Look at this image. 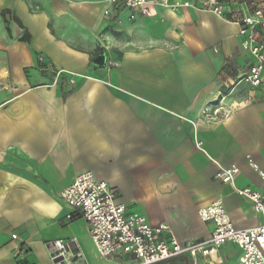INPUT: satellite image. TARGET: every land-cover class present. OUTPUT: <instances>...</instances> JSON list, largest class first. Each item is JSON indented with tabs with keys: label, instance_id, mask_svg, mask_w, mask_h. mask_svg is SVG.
<instances>
[{
	"label": "crops",
	"instance_id": "crops-1",
	"mask_svg": "<svg viewBox=\"0 0 264 264\" xmlns=\"http://www.w3.org/2000/svg\"><path fill=\"white\" fill-rule=\"evenodd\" d=\"M224 2L226 18L153 6L131 20L108 0H0V264H52L56 240L73 241L72 264L136 263L102 259L61 199L84 171L182 246L211 238L199 210L216 201L237 229L264 223L235 190L264 189L251 164L264 172V79L245 81L255 60L231 22L264 0ZM217 107L229 119H210ZM220 168L238 169L234 187L216 178ZM199 264H242L241 250L229 243Z\"/></svg>",
	"mask_w": 264,
	"mask_h": 264
},
{
	"label": "built area",
	"instance_id": "built-area-1",
	"mask_svg": "<svg viewBox=\"0 0 264 264\" xmlns=\"http://www.w3.org/2000/svg\"><path fill=\"white\" fill-rule=\"evenodd\" d=\"M111 7L121 6L129 9L131 20L138 11L146 18L153 15L150 7L159 6L173 12L180 10H197L226 18L224 0H108ZM112 8L105 11L108 16ZM239 27L238 37L243 51L254 57L245 76V81L253 88L263 84L264 79V5L249 10L237 20H232ZM216 53L218 49L214 50ZM46 70L51 69L50 63L39 58ZM62 72L55 73V82ZM73 82V81H72ZM230 110L217 107L210 119L227 120ZM195 148L205 154L204 143L195 139ZM253 169L259 172L264 181V172L251 162ZM238 169L220 168L216 174L218 180L234 187V177ZM241 198L252 204L256 213L264 217V189L254 190L251 187L236 188ZM61 199L71 208L80 211L88 223L89 235L104 260L115 255L131 256L135 264H160L178 257H188L193 264L201 260L212 263V258L226 244H234L241 250L242 264H264V223L248 228L237 229L222 201H216L199 210V217L204 223H210L214 230L210 239L201 242L180 245L169 225L162 223L151 225L142 215L129 214L125 204L116 202V194L110 186L100 181L91 171L81 172L75 181L60 192ZM14 239H17L14 237ZM71 242L56 240L48 245L52 264H72L75 255L71 254ZM21 253L26 250L19 248Z\"/></svg>",
	"mask_w": 264,
	"mask_h": 264
},
{
	"label": "rangeland",
	"instance_id": "rangeland-1",
	"mask_svg": "<svg viewBox=\"0 0 264 264\" xmlns=\"http://www.w3.org/2000/svg\"><path fill=\"white\" fill-rule=\"evenodd\" d=\"M92 262L93 264H106L105 262H103V260H100L99 258L96 257H92ZM130 262L125 261L124 264H129Z\"/></svg>",
	"mask_w": 264,
	"mask_h": 264
},
{
	"label": "trees",
	"instance_id": "trees-1",
	"mask_svg": "<svg viewBox=\"0 0 264 264\" xmlns=\"http://www.w3.org/2000/svg\"><path fill=\"white\" fill-rule=\"evenodd\" d=\"M3 16L5 17V13H3ZM7 23V22H6ZM8 31H9V28H8Z\"/></svg>",
	"mask_w": 264,
	"mask_h": 264
}]
</instances>
